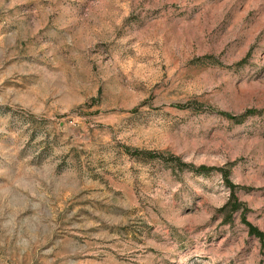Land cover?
<instances>
[{
  "label": "rangeland",
  "instance_id": "rangeland-1",
  "mask_svg": "<svg viewBox=\"0 0 264 264\" xmlns=\"http://www.w3.org/2000/svg\"><path fill=\"white\" fill-rule=\"evenodd\" d=\"M134 149L264 232V0H0V264H264Z\"/></svg>",
  "mask_w": 264,
  "mask_h": 264
},
{
  "label": "trees",
  "instance_id": "trees-1",
  "mask_svg": "<svg viewBox=\"0 0 264 264\" xmlns=\"http://www.w3.org/2000/svg\"><path fill=\"white\" fill-rule=\"evenodd\" d=\"M252 112L247 111L243 115H233L230 113H224L225 116L228 118L241 122L247 115L251 114ZM133 154L136 155L137 157H147L151 159H162L166 160L169 162H172L174 167L179 169V170H184V169H189L193 172H196L198 174H207L213 170L220 171L223 175L225 184L229 187L231 190V195L227 203L221 208V211L226 213L227 218L232 217V215L239 211L242 210L241 216H242V221L247 225L249 229V233L251 235H255L256 237L260 238L261 240H264V232L261 231L257 226L252 224L250 221H248L246 217V213L248 211V208L244 203H242L236 194L237 189L239 186L235 184L232 179H231V169L228 167H209L206 165H201V166H195L194 164H189L184 161H182L181 158L174 156V155H165L163 153L159 152H152V151H145V150H140V149H134Z\"/></svg>",
  "mask_w": 264,
  "mask_h": 264
}]
</instances>
